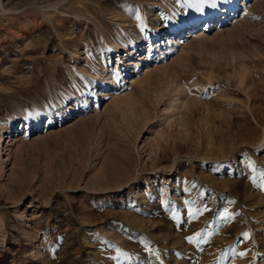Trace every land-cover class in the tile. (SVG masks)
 <instances>
[{
    "label": "rangeland",
    "instance_id": "obj_1",
    "mask_svg": "<svg viewBox=\"0 0 264 264\" xmlns=\"http://www.w3.org/2000/svg\"><path fill=\"white\" fill-rule=\"evenodd\" d=\"M0 155V264H264V0H0Z\"/></svg>",
    "mask_w": 264,
    "mask_h": 264
},
{
    "label": "bare ground",
    "instance_id": "obj_2",
    "mask_svg": "<svg viewBox=\"0 0 264 264\" xmlns=\"http://www.w3.org/2000/svg\"><path fill=\"white\" fill-rule=\"evenodd\" d=\"M174 90H175V95H174V99H173V102L175 103V105L174 106H169L168 107V109H173L174 107H176L177 108V103H181V101H180V92L182 91V89H181V87L179 86V85H176L175 87H174ZM257 122V121H256ZM7 136V135H6ZM2 140V139H1ZM1 156V155H0ZM129 168V167H128ZM155 170L157 169V166H154L153 167ZM127 169V168H126ZM153 169V170H154ZM152 172V171H151ZM134 181H133V183L137 180V178L136 179H133ZM132 183V184H133Z\"/></svg>",
    "mask_w": 264,
    "mask_h": 264
},
{
    "label": "snow or ice",
    "instance_id": "obj_3",
    "mask_svg": "<svg viewBox=\"0 0 264 264\" xmlns=\"http://www.w3.org/2000/svg\"><path fill=\"white\" fill-rule=\"evenodd\" d=\"M202 2H203V0H202ZM262 175H264V173H262ZM262 187H264V185H262ZM186 203H187V202H186ZM174 215H175V213H174ZM224 216H225V217L228 216L227 212L224 213ZM197 235H198V234H197ZM243 235H244L245 238L248 237V233H244ZM186 239H187L190 243H192V242H194V241L196 240V237H195V236H189V237H187ZM239 255H240V256H244L245 253H244V252H240Z\"/></svg>",
    "mask_w": 264,
    "mask_h": 264
}]
</instances>
